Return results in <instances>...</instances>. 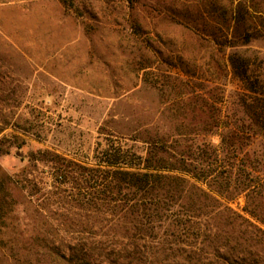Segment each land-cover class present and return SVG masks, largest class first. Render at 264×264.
<instances>
[{"label":"rangeland","instance_id":"374dc122","mask_svg":"<svg viewBox=\"0 0 264 264\" xmlns=\"http://www.w3.org/2000/svg\"><path fill=\"white\" fill-rule=\"evenodd\" d=\"M255 96L264 0H0V264H56L42 237L68 250L59 213L78 208L54 168L89 163L102 137L206 149L232 218L215 220V255L179 263L264 264V129L244 106ZM202 112L220 115L210 147Z\"/></svg>","mask_w":264,"mask_h":264},{"label":"trees","instance_id":"16d2710c","mask_svg":"<svg viewBox=\"0 0 264 264\" xmlns=\"http://www.w3.org/2000/svg\"><path fill=\"white\" fill-rule=\"evenodd\" d=\"M208 106L201 99L202 109ZM244 106L264 129V98H246ZM203 116L199 135L210 147L214 136L224 139L209 128L220 115ZM144 143L138 151L135 143L102 137L89 163L61 160L54 168L52 186L78 208L72 217L59 213L58 228L74 237L67 251L42 237L56 264H180L179 259L191 262L201 253L218 252L215 220L221 214L232 218L226 201L230 181L216 179L211 162L202 165L206 149L198 155L191 146L173 151L164 137ZM215 184L226 192L222 201Z\"/></svg>","mask_w":264,"mask_h":264}]
</instances>
